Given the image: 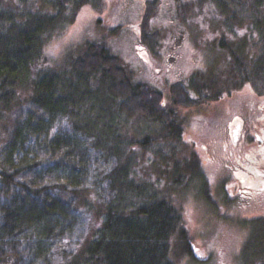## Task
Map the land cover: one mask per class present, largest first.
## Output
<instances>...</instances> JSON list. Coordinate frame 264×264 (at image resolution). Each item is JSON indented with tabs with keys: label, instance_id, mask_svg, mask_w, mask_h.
Masks as SVG:
<instances>
[{
	"label": "trees",
	"instance_id": "trees-1",
	"mask_svg": "<svg viewBox=\"0 0 264 264\" xmlns=\"http://www.w3.org/2000/svg\"><path fill=\"white\" fill-rule=\"evenodd\" d=\"M209 1L219 14L228 13L225 25L232 33L237 26L246 29L235 47H228L222 37L217 40V47L228 50L220 74L230 80L229 87L207 90L215 79L213 63L207 60V66L170 84L173 106L216 100L244 82L264 91V0ZM89 3L99 8L102 0H0V196L4 200L0 245L12 238L33 236L34 256H47L48 242L77 216L73 211L78 208L71 201H81L91 210L98 200L100 225L65 264H176L170 254L173 240L197 259L180 211L163 188L160 168H152L156 156L164 161L165 170H172V186L181 185L189 175L200 182L205 199L210 194L202 182L196 152L181 141L182 120L172 107L164 106L161 90L133 81L119 57L96 41H86L84 50L60 69L40 66L45 64L42 48L48 37L71 23L77 10ZM155 3L157 0H146L139 24L140 40L154 53L159 34L148 28ZM173 3L181 9L184 0ZM59 118L68 119L70 128L47 141ZM137 125L139 134L130 136L129 130ZM37 148L47 149L46 159L36 155ZM181 149L186 154L178 158ZM91 150L113 161L105 173L96 172L93 180L87 168ZM143 152L148 155L140 165L144 172L140 176L136 161L139 163ZM258 159L261 163L262 157ZM23 171H34L38 177L57 172L58 178L50 186L32 185L18 177ZM88 179L92 180L89 196L81 185ZM102 181L107 182L108 199L99 191ZM255 182L249 178L247 191L259 194ZM251 226L250 236L242 243L241 264L261 251L254 235L257 230L264 235V217L255 218ZM19 256L15 250L0 252V264H16Z\"/></svg>",
	"mask_w": 264,
	"mask_h": 264
},
{
	"label": "rangeland",
	"instance_id": "rangeland-1",
	"mask_svg": "<svg viewBox=\"0 0 264 264\" xmlns=\"http://www.w3.org/2000/svg\"><path fill=\"white\" fill-rule=\"evenodd\" d=\"M35 1L40 3L41 0ZM145 2L102 0L99 8L97 4H84L71 23L55 31L45 41L42 48L45 64L40 63V66L47 70L60 69L84 50L86 41H96L119 57L133 81H142L161 90L164 106L172 107L178 119L182 120L181 141L196 152L201 179L210 194L205 199L200 192V182L189 175L181 185L172 186L169 181L172 170H165L164 161L156 156L152 168H160L163 188L180 211L197 259L183 252L173 239L171 257L176 264H241V247L244 239L251 234V224L255 218L264 217V189H260L259 194L247 191L249 178L252 179L264 168L263 161L258 162L264 148V91L244 82L238 89L216 100L192 106H173L169 90L174 81H183L194 69L207 66V60L213 63L215 71V79L207 90L228 86L230 80L225 78L224 73L220 74L226 66L228 50L217 47V40L222 37L228 47H235L245 36L246 29L243 25L236 27V23V32L233 30L232 33L230 26L225 25L228 13L219 14L209 0H184L181 9L174 7L173 0H157L148 28L149 32L157 31L159 34L154 53L139 37ZM179 4L182 5V2L178 1ZM22 109L23 105L17 110ZM136 127L129 130L130 136L139 134V125ZM69 128L68 119L59 118L51 126L47 141L52 135ZM232 130L235 137L231 139ZM28 144L31 146L30 142ZM34 152L47 158V149L42 151L37 148ZM147 153H141L139 163L136 161L142 172L140 176L144 174L140 165ZM184 154L186 149H181L176 156L180 158ZM89 156L87 168L90 179L96 172L105 173L113 165V161L100 158L92 150ZM254 164H258V169ZM57 176V172L38 177L34 171H23L18 177L32 185L47 183L50 186L57 181ZM90 179L81 181L88 196L91 195L88 187L93 178ZM106 186V181L99 183V191L108 199ZM71 202L80 212L74 210L77 215L74 220L69 221L66 229L48 242L50 252L47 256H34L30 246L33 236L9 239L0 245V252L18 251L20 256L16 264H65L86 240L93 237L101 223L100 201H94L91 210L83 207L81 201L76 204L73 200ZM2 205L4 200L0 196V207ZM257 232L259 236H254L261 251L256 252L259 254L253 260L246 259L247 264H264V235L262 230Z\"/></svg>",
	"mask_w": 264,
	"mask_h": 264
},
{
	"label": "flooded vegetation",
	"instance_id": "flooded-vegetation-1",
	"mask_svg": "<svg viewBox=\"0 0 264 264\" xmlns=\"http://www.w3.org/2000/svg\"><path fill=\"white\" fill-rule=\"evenodd\" d=\"M230 136H231V139L235 137V135L233 134V130H232V135L230 134ZM260 157H262V161L264 163V148H263V151L260 153ZM263 167H264V164H263ZM263 172H264V168H263V171H259L258 175L253 176V178L256 179V182L253 183V185L259 184V189L264 188V179H263L264 173Z\"/></svg>",
	"mask_w": 264,
	"mask_h": 264
}]
</instances>
